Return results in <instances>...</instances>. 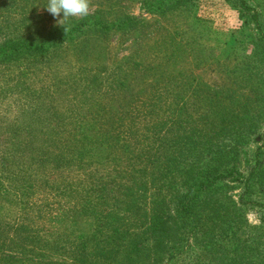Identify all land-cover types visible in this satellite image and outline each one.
I'll list each match as a JSON object with an SVG mask.
<instances>
[{
	"label": "trees",
	"instance_id": "16d2710c",
	"mask_svg": "<svg viewBox=\"0 0 264 264\" xmlns=\"http://www.w3.org/2000/svg\"><path fill=\"white\" fill-rule=\"evenodd\" d=\"M234 1L240 14L249 12L256 31V37L245 43V50L249 48L247 63L236 69H247V91L262 108L208 107V129L202 135L194 123L195 107L189 113L186 108L188 99L194 101L199 96L195 85L189 82L186 92H180L172 80L154 76L142 80L143 60L125 58L118 64L123 74H118L108 89L126 90L125 72L129 76L134 71L131 78L138 85L132 101L136 109L130 110L128 105L125 110L120 108L114 113L115 121L99 126L94 119L97 108L92 107L89 122L76 124L79 138L72 141L71 161L99 167L103 173L90 175L87 190L74 200L72 212L85 218L77 223L75 233L68 237L58 234L53 240L57 260L52 264H264V233L247 223L241 208V196L257 173L250 170L242 177L234 168L236 159L230 158L234 147L259 126L264 127V30L255 9L243 0ZM138 2L146 14L161 17L192 0ZM12 4L2 7L1 3L0 10H10ZM32 20L28 18V22ZM146 24L144 19L128 15L107 21L96 11L84 18H69L63 25L67 32L59 25L34 37L0 35V65L21 67L63 44L79 46L87 34L99 41L110 32L141 34ZM237 53L233 49L231 56ZM234 83L240 86L237 76ZM106 110H110L108 103L102 112ZM202 151L205 156L200 160L196 154ZM229 178L242 188L236 202L224 193L226 188H234L224 182ZM8 194L0 187V198ZM6 229L0 226V264L45 258L27 249V245H39L43 240L30 236L23 226L16 225L12 236L5 234Z\"/></svg>",
	"mask_w": 264,
	"mask_h": 264
},
{
	"label": "rangeland",
	"instance_id": "374dc122",
	"mask_svg": "<svg viewBox=\"0 0 264 264\" xmlns=\"http://www.w3.org/2000/svg\"><path fill=\"white\" fill-rule=\"evenodd\" d=\"M243 1L259 13L264 30V0ZM1 3L2 7L12 4L11 0ZM237 3L192 0L156 17L143 12L138 0H91L90 14L98 11L107 21L118 15L144 19L143 33L122 36L110 32L100 41L87 34L79 46L63 44L21 67L0 65V187L11 193L0 198V226L8 228V236L16 225L25 227L30 236L43 240L39 245H27V249L45 255L34 256L25 264L55 262L53 240L58 234L68 237L75 233L77 223L85 218L72 212L73 202L87 190L90 175L100 176L103 170L71 161L72 141L79 138L75 126L83 120L89 122L92 107L97 108L94 119L99 126L115 121L114 113L120 108L125 110L128 105L130 110L136 109L132 101L138 85L131 78L134 71L129 76L125 72L126 90L108 89L122 73L118 64L125 58L143 60L142 80L150 81L153 76L172 80L180 92H186L189 82L195 85L199 96L194 101L188 99L186 108L189 113L195 107L194 123L202 135L208 129V107L262 108L247 91V69H236L247 63L246 42L256 37L249 12L240 14ZM13 4L10 10H0V35L34 37L47 27L59 26L57 19H63V14L55 18L46 10L48 0H14ZM29 17L33 20L28 22ZM233 49L238 52L236 57L231 56ZM236 76L240 86L234 83ZM250 99L255 103L250 104ZM105 103L110 110L102 112ZM234 148L230 158L236 159L238 173L242 177L250 170L257 173L241 196L243 216L249 225L259 228L258 233H264V127L259 126ZM201 153L196 154L200 160L205 156ZM230 181L224 182L234 188H226L224 193L236 202L242 188Z\"/></svg>",
	"mask_w": 264,
	"mask_h": 264
},
{
	"label": "clouds",
	"instance_id": "9594fccd",
	"mask_svg": "<svg viewBox=\"0 0 264 264\" xmlns=\"http://www.w3.org/2000/svg\"><path fill=\"white\" fill-rule=\"evenodd\" d=\"M91 0H48L46 10L55 18L63 14V19H57V23L63 27L69 18H84L90 15ZM65 32L67 28L63 27Z\"/></svg>",
	"mask_w": 264,
	"mask_h": 264
}]
</instances>
